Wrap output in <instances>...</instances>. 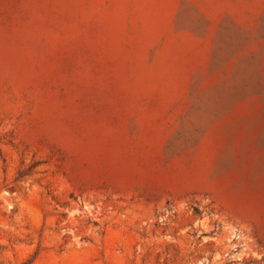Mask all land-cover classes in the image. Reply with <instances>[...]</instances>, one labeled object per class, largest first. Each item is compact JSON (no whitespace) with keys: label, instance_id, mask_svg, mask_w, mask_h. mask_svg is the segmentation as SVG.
Wrapping results in <instances>:
<instances>
[{"label":"rangeland","instance_id":"1","mask_svg":"<svg viewBox=\"0 0 264 264\" xmlns=\"http://www.w3.org/2000/svg\"><path fill=\"white\" fill-rule=\"evenodd\" d=\"M0 264H264V0H0Z\"/></svg>","mask_w":264,"mask_h":264}]
</instances>
